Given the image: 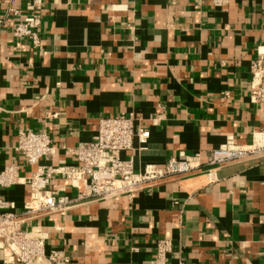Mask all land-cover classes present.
Returning a JSON list of instances; mask_svg holds the SVG:
<instances>
[{
  "label": "crops",
  "instance_id": "0c3cea01",
  "mask_svg": "<svg viewBox=\"0 0 264 264\" xmlns=\"http://www.w3.org/2000/svg\"><path fill=\"white\" fill-rule=\"evenodd\" d=\"M7 1L0 16L8 5L19 12L0 35V168L33 170L14 150L21 128L53 138L44 163L56 167L93 138L100 116L132 112L149 137L121 156L138 171L181 152L206 154L230 135L247 143L264 127V105L248 98L264 0H41V53L10 33L31 0ZM62 185L55 175L51 186ZM0 196L19 209L30 187H0ZM31 223L69 264H150L160 239L174 245L167 264H264V154Z\"/></svg>",
  "mask_w": 264,
  "mask_h": 264
},
{
  "label": "built area",
  "instance_id": "2783aa9c",
  "mask_svg": "<svg viewBox=\"0 0 264 264\" xmlns=\"http://www.w3.org/2000/svg\"><path fill=\"white\" fill-rule=\"evenodd\" d=\"M10 3V0L7 1ZM33 10L13 25L14 38H25L33 48L42 52L39 34L41 24V0H31ZM18 10L8 5L0 16V35L8 16H17ZM1 42V40H0ZM248 98L250 102L264 105V46L256 49L249 64ZM136 116L130 112L116 116H100L96 133L91 140L79 142L71 162L53 167L45 164L54 153L53 138L44 130L18 129L14 150L25 165L33 167L28 176L19 174L20 165L10 162L0 168V187L23 183L30 187L29 199L19 209L14 202L0 196V255L2 264H69L70 258L63 250L46 249L47 232L42 225H33L34 218L49 213L64 214L68 209L89 201L131 198L136 192L149 190L167 177H182L195 171H210L225 163L264 154V127L254 129L247 143H237L233 136L206 154L179 153L171 156L163 166L146 164L136 171L133 156L122 157L125 151L134 149L137 139L144 144L149 131L135 126ZM1 150V145H0ZM64 181L53 188L54 176ZM76 189L74 196L66 190ZM155 254L150 264H167L174 245L170 239H160L155 244Z\"/></svg>",
  "mask_w": 264,
  "mask_h": 264
}]
</instances>
